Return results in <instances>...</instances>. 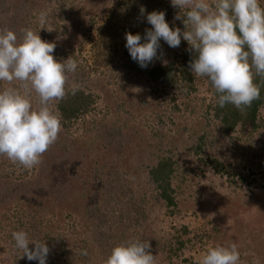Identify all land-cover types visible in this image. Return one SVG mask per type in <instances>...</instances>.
Segmentation results:
<instances>
[{
  "label": "rangeland",
  "instance_id": "374dc122",
  "mask_svg": "<svg viewBox=\"0 0 264 264\" xmlns=\"http://www.w3.org/2000/svg\"><path fill=\"white\" fill-rule=\"evenodd\" d=\"M123 1L0 0V29L19 39L22 29L40 32L58 62L78 63L53 102L62 130L41 162L27 169L0 156V264H38L14 248L18 230L45 241L47 264H105L133 238L150 242L157 264H200L209 247L233 242L240 264H264V105L256 121L224 124L210 82L188 67L183 39L177 48L161 40L157 58L141 68L125 35L143 37L152 27L146 14L165 12L170 27L186 29L171 0H153L144 15L132 0L126 18L114 15ZM155 67L171 78L154 80ZM70 97L85 105L71 119L62 110ZM31 99L39 107L34 91ZM161 162L172 169L173 206L151 176Z\"/></svg>",
  "mask_w": 264,
  "mask_h": 264
},
{
  "label": "clouds",
  "instance_id": "9594fccd",
  "mask_svg": "<svg viewBox=\"0 0 264 264\" xmlns=\"http://www.w3.org/2000/svg\"><path fill=\"white\" fill-rule=\"evenodd\" d=\"M171 4L180 9L175 19L183 18L186 30L170 27L165 12L146 14L152 27L144 36L125 35L132 60L147 68L157 58L161 40L177 48L183 39L196 53L188 65L191 73L210 82L219 107H250L261 94L256 78L264 77V0H171ZM47 17V11L39 13L42 28ZM22 33L19 39L14 30L0 29V82H21L19 87L0 88V156L31 169L59 137L62 118L53 102L64 97L67 75L78 63L72 57L58 62L55 44L43 41L40 32L27 28ZM33 91L39 107L32 104ZM12 239L23 257L47 264L50 249L44 240L30 239L24 230L14 231ZM150 249L149 241L133 238L115 246L105 264H157L158 255ZM81 254L87 256V250ZM240 257L235 242L218 244L208 248L200 264H240Z\"/></svg>",
  "mask_w": 264,
  "mask_h": 264
},
{
  "label": "trees",
  "instance_id": "16d2710c",
  "mask_svg": "<svg viewBox=\"0 0 264 264\" xmlns=\"http://www.w3.org/2000/svg\"><path fill=\"white\" fill-rule=\"evenodd\" d=\"M144 2V3H143ZM153 0H140V3H138L141 7L136 6V8H145L146 6H151ZM154 2H159L157 0H154ZM123 4L125 5L122 6V8H116L114 15L118 17H124L126 18L127 12L128 11H135L132 7V0H124ZM162 3L156 5V9L160 10ZM138 9V10H139ZM147 9V7H146ZM155 10V9H154ZM169 10V9H168ZM171 10V9H170ZM132 14V13H131ZM114 21V17L111 18V22ZM196 57L195 50H191L188 53L187 56V62L194 60ZM172 69V68H171ZM172 71H169L165 67H155L150 71V75L154 80H162V81H167L168 79L171 78V73ZM256 83H258L261 87V94L260 98L253 101L250 107H246L243 110L235 109L234 106L231 104L226 105L224 108L220 107V111H224V117H223V123L228 125V126H234L238 124L239 122H248V121H256L258 112L261 108V106L264 105V77H257L256 78ZM73 97H70L68 99L67 104L70 103L72 104V107H70V110H67L64 106H62L63 113L67 115V117L74 118L78 114V112H81L82 109L85 108V105L80 103V98L77 100L79 103H74L72 100ZM233 108V110H232ZM227 109V112H226ZM233 111V112H232ZM172 174V169L169 163L167 162H161L159 165L153 169L151 172L152 179L154 180L155 184L158 186L160 192H161V197L163 200H165L168 204V206H173L174 205V200L172 199L170 192V183H169V178L170 175ZM85 250V249H83Z\"/></svg>",
  "mask_w": 264,
  "mask_h": 264
}]
</instances>
